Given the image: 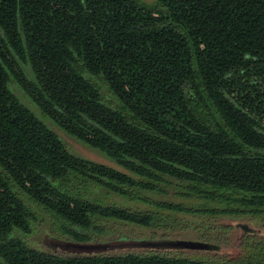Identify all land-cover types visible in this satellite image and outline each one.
Returning <instances> with one entry per match:
<instances>
[{"label": "trees", "instance_id": "trees-1", "mask_svg": "<svg viewBox=\"0 0 264 264\" xmlns=\"http://www.w3.org/2000/svg\"><path fill=\"white\" fill-rule=\"evenodd\" d=\"M43 215L75 242L189 229L220 252L222 219L260 225L236 254L63 255L24 238ZM262 230L264 0H0V264H264Z\"/></svg>", "mask_w": 264, "mask_h": 264}, {"label": "rangeland", "instance_id": "rangeland-1", "mask_svg": "<svg viewBox=\"0 0 264 264\" xmlns=\"http://www.w3.org/2000/svg\"><path fill=\"white\" fill-rule=\"evenodd\" d=\"M147 2H151L152 0H145ZM20 98L30 107L33 109V111L35 113H38L37 109L34 107V105L31 104V102H29V100L23 95V93L20 90H16L15 91ZM46 122L50 125V127L63 139V141L65 142V144L69 147V149L71 150V152H73L76 155H79L83 158L98 162V163H102V164H107L110 165L112 167H115L119 170H123L121 167H119L118 165H116L114 162L108 160L107 158H105L100 152L95 151L93 149H90L84 145H82L81 143L75 141L74 139H72L70 136H68L66 133H64V131H62L60 128H58L51 120L46 119ZM48 125V126H49ZM221 222H225V223H231L233 225V228L229 234V239H231L232 241L230 242L229 245H225L226 248L224 247V251L220 252L219 249L220 247L219 242L221 243L220 239H214L213 240H209V241H205V240H200L198 239L196 233L193 230H189L186 229L184 230V232H188L189 234L185 235L183 232H180L179 230H167L168 235L167 236H149L150 235V231L149 229H143L137 226H129V227H125L124 229L120 226L119 230L121 229L122 231H126L127 234H125V238L127 240H133V239H143V238H154V239H160V238H170V239H182V240H196V241H202V242H208L211 243L213 245H217L219 247L218 250L215 251H200V252H216V253H221V254H236L238 252V241H239V236L242 235V229L243 226L242 225H247L249 228L252 229H256L260 223L256 222V221H249L246 219H241L238 221H229V219H222ZM117 226H115V228L118 229ZM54 228L50 227V220L48 219L47 215H43V217L41 218V220L39 222L34 223L33 226V231L31 234H28L26 236H24V238L26 239L27 242L32 243L35 246H39L41 249L45 250V251H51L53 253H58V254H63V255H69V254H81V253H87V252H82L78 249L80 248H86L85 246H92V245H98L101 243H105V242H115L119 239V236L115 235V236H105L102 239H98V241H93V242H75L71 237H67L65 236V238L58 236L56 233L53 232ZM244 232V231H243ZM262 232L264 233V230H262ZM16 234V233H15ZM95 240V239H94ZM100 240V241H99ZM66 243H70V245H66ZM72 243V244H71ZM232 243H235L236 245L233 246ZM58 245V246H57ZM70 247L73 248L72 251L70 250V248H65V247ZM74 247L77 248V250H74ZM101 249L99 247L97 248H92V252L94 251H100ZM127 251H155V252H159V250H153V249H142V248H114V249H105V253H111V252H127ZM163 253H183V254H194L195 252H198L197 250H172V251H160ZM215 253V254H216ZM217 255V254H216Z\"/></svg>", "mask_w": 264, "mask_h": 264}, {"label": "water", "instance_id": "water-1", "mask_svg": "<svg viewBox=\"0 0 264 264\" xmlns=\"http://www.w3.org/2000/svg\"><path fill=\"white\" fill-rule=\"evenodd\" d=\"M72 244V243H71ZM66 245H70V243H66ZM58 246V245H57ZM65 248H70V247ZM86 248H80L78 250L87 253L81 254H72V255H93V254H104L105 249H114V248H142V249H153L159 251H172V250H197V251H215L218 250L219 247L217 245H213L208 242L196 241V240H182V239H170V238H143V239H133L127 240L126 238L119 239L115 242H105L104 244L92 245V246H85ZM99 247L100 251L92 252V248ZM73 248H70L72 251ZM74 250L77 248L74 247ZM51 252V251H50Z\"/></svg>", "mask_w": 264, "mask_h": 264}]
</instances>
